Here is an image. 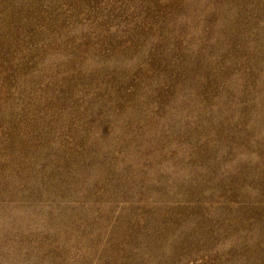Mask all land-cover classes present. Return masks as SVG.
Segmentation results:
<instances>
[{
    "label": "rangeland",
    "instance_id": "374dc122",
    "mask_svg": "<svg viewBox=\"0 0 264 264\" xmlns=\"http://www.w3.org/2000/svg\"><path fill=\"white\" fill-rule=\"evenodd\" d=\"M0 264H264V0H0Z\"/></svg>",
    "mask_w": 264,
    "mask_h": 264
}]
</instances>
